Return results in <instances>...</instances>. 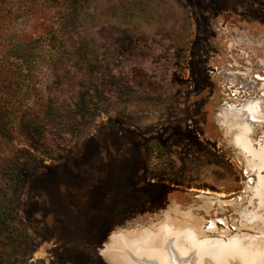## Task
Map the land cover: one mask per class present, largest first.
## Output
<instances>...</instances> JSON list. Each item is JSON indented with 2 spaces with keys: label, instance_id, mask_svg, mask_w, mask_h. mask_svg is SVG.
Wrapping results in <instances>:
<instances>
[{
  "label": "rangeland",
  "instance_id": "374dc122",
  "mask_svg": "<svg viewBox=\"0 0 264 264\" xmlns=\"http://www.w3.org/2000/svg\"><path fill=\"white\" fill-rule=\"evenodd\" d=\"M46 2L0 32V73L7 61L15 76L11 44L32 38L44 101L33 138L24 119L0 122V201L26 233L0 264H111L115 237L188 247L190 228L207 264H264V0ZM191 249L177 262L195 264Z\"/></svg>",
  "mask_w": 264,
  "mask_h": 264
},
{
  "label": "trees",
  "instance_id": "16d2710c",
  "mask_svg": "<svg viewBox=\"0 0 264 264\" xmlns=\"http://www.w3.org/2000/svg\"><path fill=\"white\" fill-rule=\"evenodd\" d=\"M37 1L38 0H0V32L7 31V25L20 18H31L35 20L34 22H37L44 13L40 6L37 5ZM39 1L41 2V0ZM44 4V10H50L52 12L51 8H54V0H49V2ZM58 5L59 4L56 3V10L59 9V7H57ZM58 12L59 13L57 14L61 18L65 16L63 14V8H60ZM59 16H56L55 20H57V18L59 19ZM54 24L55 23H51V26L47 28V37L45 41L58 42L61 39V31L56 30ZM29 38H26L25 36V38L23 37L20 40H13L10 48V53H13V56L20 62L21 65H25L27 70L24 72L19 69V73L15 76L10 64L6 61V66H4V69L0 73V122L6 118L11 119L12 116L24 119L23 123L17 128L19 130H23L24 134H27L28 131L32 136L31 138H33L34 135L38 134L37 132L40 127L37 123H35V114H33L30 109H33V106H36L37 110V108H40L41 106L42 110H44V101L41 102V100H39L38 103L37 99L33 98L34 96L30 91L34 79L32 72L35 67V63L31 60L29 42L32 43V38ZM18 76L21 81L17 84L15 89V78L17 77L18 79ZM9 143L13 144L14 141L11 140ZM8 174L12 176L11 178L14 180L18 179L20 177L19 166L10 165ZM8 203L9 202L2 205L0 201V234L3 236V243L0 241V253L6 252V255H9L11 250L13 253L19 252L18 250L26 240V233H24V231L17 232V230L9 224L8 218L10 216V209L7 206L9 205ZM8 258L10 259V257Z\"/></svg>",
  "mask_w": 264,
  "mask_h": 264
},
{
  "label": "bare ground",
  "instance_id": "6f19581e",
  "mask_svg": "<svg viewBox=\"0 0 264 264\" xmlns=\"http://www.w3.org/2000/svg\"><path fill=\"white\" fill-rule=\"evenodd\" d=\"M242 137L243 135L237 137L236 142H240ZM173 228L174 226L172 225V222H169L167 224L166 230L173 229ZM194 230L195 229H192V228H190L189 231L182 230V232L180 231V233L183 236L181 237L178 236L179 239L177 241L183 242V244L187 242L188 247H184L182 244H178L177 242L175 246L173 245V242H170V244H168V240L171 238H161L162 236H160V233L158 232L159 230L157 232L146 230L144 232L139 231L138 233L135 232V233H130V234H124V235H121L120 237H115L113 241L111 240L112 244L110 245V247L115 248V249L105 251V255L107 256L111 264H134L135 262L140 263V264L141 263L142 264H168L167 260L172 259V258H174L175 261L174 262L171 261L172 262L171 264H180L177 262V258L181 260L180 253L182 252L184 253V255H188L186 252V249L192 248L191 250H193L194 252H197L195 254V257H196L195 264H207V261L210 258H205L206 253L203 251V248L200 245H194V238H195ZM164 236L168 237L169 235H164ZM242 241L244 242V240ZM242 241L238 240L239 243ZM244 244L249 245L250 247L253 246V248L254 246H256V248L259 246H262L259 242L258 243L244 242ZM196 246H199V250ZM208 247L211 249L215 248L214 245H209ZM120 248L127 249L128 253L121 252ZM174 251L176 254L174 253ZM210 252H212V250ZM219 253L220 251H217L212 256L216 255V257L218 258L221 256V254ZM151 260H155L156 263H153V261ZM222 260L223 259H221V261ZM211 261L214 264V261L212 259ZM181 264L183 263L181 262ZM216 264H219V260L218 262H216Z\"/></svg>",
  "mask_w": 264,
  "mask_h": 264
}]
</instances>
